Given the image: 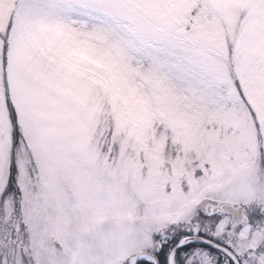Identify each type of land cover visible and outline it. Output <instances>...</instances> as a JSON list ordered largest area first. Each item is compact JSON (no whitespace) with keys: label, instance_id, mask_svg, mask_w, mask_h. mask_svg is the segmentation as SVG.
<instances>
[{"label":"snow or ice","instance_id":"snow-or-ice-1","mask_svg":"<svg viewBox=\"0 0 264 264\" xmlns=\"http://www.w3.org/2000/svg\"><path fill=\"white\" fill-rule=\"evenodd\" d=\"M0 264H264V0H0Z\"/></svg>","mask_w":264,"mask_h":264}]
</instances>
